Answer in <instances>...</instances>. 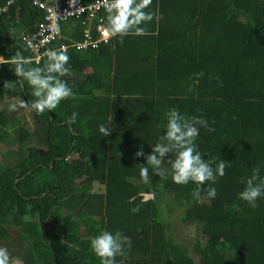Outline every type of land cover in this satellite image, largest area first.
Listing matches in <instances>:
<instances>
[{"label": "trees", "instance_id": "16d2710c", "mask_svg": "<svg viewBox=\"0 0 264 264\" xmlns=\"http://www.w3.org/2000/svg\"><path fill=\"white\" fill-rule=\"evenodd\" d=\"M6 3L0 0V55L31 58L21 35L35 30L44 10L31 0L4 10ZM157 5L161 18L142 25L148 35L67 48L70 72L60 79L75 95L54 111L36 115L31 85L15 76V65L0 64V98L24 100L33 115L32 123L22 121L0 104V141L16 147L11 165L0 157V203L10 204L0 211V244L12 240L19 256L11 257L22 264H100L90 241L105 230L131 238L128 256L117 257L124 264H264V197L255 208L239 197L254 168L264 176V0H153L147 11ZM71 23L73 39L83 40L81 23ZM31 60L26 67H43L47 57ZM172 108L215 128L200 127L196 141L205 160L228 165L215 183L178 185L146 164ZM141 147L145 156L136 157ZM174 159L167 155L163 167ZM94 184L97 191L80 189ZM162 198L202 237L176 242Z\"/></svg>", "mask_w": 264, "mask_h": 264}, {"label": "clouds", "instance_id": "9594fccd", "mask_svg": "<svg viewBox=\"0 0 264 264\" xmlns=\"http://www.w3.org/2000/svg\"><path fill=\"white\" fill-rule=\"evenodd\" d=\"M152 5L153 0H103V6L107 13V27L103 29V35L110 38L119 37L121 44L127 36L148 35L147 28L142 25L152 22L154 18L157 20L161 18L158 14V5L155 12L147 11ZM76 47L79 50L80 46ZM45 55L47 61L43 67H26V65L32 64V60L20 52H16L10 60H6L0 55V64L15 65V76L31 85L32 95L36 98L31 103V110L38 116L54 111L63 100L75 95L66 80L60 79V77L68 76L70 72L68 66L70 56L67 47L61 46L56 50L49 49ZM36 62L39 64V58ZM195 75L199 78L204 73ZM11 107L15 110L17 105L13 104ZM19 107L23 108L27 105L22 101ZM77 116L78 113L73 112L69 122L75 123ZM166 116L167 124L164 135L159 138V143L152 146L151 153L146 155V164L151 167L153 172L165 180L171 175L172 181L178 185H188L189 182H194L201 187L209 181L215 183L218 177L225 176L228 167L225 161L219 160V163H216L218 157L205 160L196 143L200 127L210 132L215 131V128L211 127L206 119L185 117L175 108L170 109ZM99 132L104 137H108L111 129L101 124ZM171 153H175V159L169 161L171 168L167 169L163 167L164 158ZM135 156H145L142 147L135 153ZM260 171V168L256 167L251 176L242 180L245 188L239 193L240 199L246 201L253 208L257 207V200L264 197V176L260 175ZM140 176L147 183L149 167H141ZM192 195L194 199L200 201L202 199L201 188H197ZM216 196V188L209 187L207 197L214 199ZM134 199L135 197L130 198L129 203H133ZM131 211L134 214L139 212V206L133 207ZM131 247V238L119 230L114 233L105 230L90 241V248L99 258L100 264H124V260L118 261L117 257L126 258ZM0 264H20V261L13 259L6 247L0 246Z\"/></svg>", "mask_w": 264, "mask_h": 264}, {"label": "built area", "instance_id": "2783aa9c", "mask_svg": "<svg viewBox=\"0 0 264 264\" xmlns=\"http://www.w3.org/2000/svg\"><path fill=\"white\" fill-rule=\"evenodd\" d=\"M22 0H7L4 10ZM44 10L43 18L37 23L34 31L24 35L26 45L31 53V58L39 62L47 57L45 53L49 49H59L61 46H77L79 49L89 47L96 48L101 42L108 43L110 37L103 35V29L107 27V13L103 6V0H54L47 3L42 0H31ZM72 20L81 23L83 40L65 41L67 32L65 24ZM72 35V34H70ZM68 35V36H70ZM77 48V47H76Z\"/></svg>", "mask_w": 264, "mask_h": 264}, {"label": "rangeland", "instance_id": "374dc122", "mask_svg": "<svg viewBox=\"0 0 264 264\" xmlns=\"http://www.w3.org/2000/svg\"><path fill=\"white\" fill-rule=\"evenodd\" d=\"M21 102L20 98H6L2 97L0 98V104H8L9 110L10 111H16L18 116L22 117V121L24 119L30 121L31 123L33 122V118L30 115V108L29 107H19V104ZM16 104L17 108L15 110L12 109V105ZM16 147H11L10 149L7 147L5 143H2L0 141V157H2V160H6L8 164L11 165L13 162V159L11 156L14 154V150ZM97 184H94L91 188L86 187V186H80V189H93V191H97ZM160 203L162 204L163 210H162V218L165 222H169L171 224V228L169 233L173 236L176 242L182 243V244H193L198 237H202L201 233V228L199 225H192L189 223L184 222L182 219H180V210H175V211H170L169 208L167 207L168 200L166 198L160 199ZM0 208H7V209H0V211H6L10 209V204L3 202L0 203ZM13 231V230H12ZM19 232H13V236L15 238L18 237ZM0 246L6 247L10 253L11 256H19V252L15 247L13 246V241L11 240L10 242L0 244ZM20 261V260H19ZM20 264L22 262L20 261Z\"/></svg>", "mask_w": 264, "mask_h": 264}, {"label": "crops", "instance_id": "0c3cea01", "mask_svg": "<svg viewBox=\"0 0 264 264\" xmlns=\"http://www.w3.org/2000/svg\"><path fill=\"white\" fill-rule=\"evenodd\" d=\"M75 28H76V23H75V25H74V23H71V21L67 24V26H66V32H67V38L65 39V41L66 40H71V38H73V35H74V30H75ZM70 34H72V35H70ZM25 35V31L24 32H22V37ZM68 35H70V36H68ZM24 102V100H22L21 99V102ZM25 103V102H24ZM2 143H4L3 141H1Z\"/></svg>", "mask_w": 264, "mask_h": 264}, {"label": "water", "instance_id": "95a60500", "mask_svg": "<svg viewBox=\"0 0 264 264\" xmlns=\"http://www.w3.org/2000/svg\"><path fill=\"white\" fill-rule=\"evenodd\" d=\"M71 130L73 131V126H70Z\"/></svg>", "mask_w": 264, "mask_h": 264}, {"label": "flooded vegetation", "instance_id": "af4514ba", "mask_svg": "<svg viewBox=\"0 0 264 264\" xmlns=\"http://www.w3.org/2000/svg\"><path fill=\"white\" fill-rule=\"evenodd\" d=\"M30 115L33 117L32 112H30Z\"/></svg>", "mask_w": 264, "mask_h": 264}]
</instances>
